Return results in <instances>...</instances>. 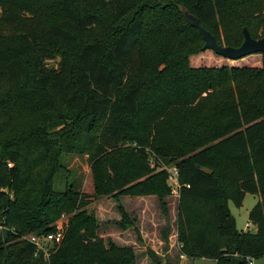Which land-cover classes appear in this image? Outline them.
I'll return each instance as SVG.
<instances>
[{
    "label": "trees",
    "instance_id": "obj_1",
    "mask_svg": "<svg viewBox=\"0 0 264 264\" xmlns=\"http://www.w3.org/2000/svg\"><path fill=\"white\" fill-rule=\"evenodd\" d=\"M181 6L220 45L240 47L245 27L264 36V0H0V264H137L131 247L98 235L89 196L68 179L56 189L70 155H88L96 196L117 200L171 194L160 162L176 165L178 256L264 257V61L193 64L210 50ZM55 50L50 70L43 60ZM246 193L260 198L249 213L255 232L238 231L229 210ZM119 211L122 225L132 222ZM59 220L64 239L48 260L35 256L26 238Z\"/></svg>",
    "mask_w": 264,
    "mask_h": 264
},
{
    "label": "rangeland",
    "instance_id": "obj_2",
    "mask_svg": "<svg viewBox=\"0 0 264 264\" xmlns=\"http://www.w3.org/2000/svg\"><path fill=\"white\" fill-rule=\"evenodd\" d=\"M177 1L170 0L174 4ZM60 59V53L57 50L51 51L43 60V64L47 69H57ZM191 59V62L197 66H220L223 62L222 65H234L211 51L202 52ZM263 61L264 56L255 54L238 61L236 65L261 67ZM216 145L217 141H209L205 146L211 153H215ZM64 164L68 173H63L61 177H58L56 189L64 188L65 180L68 179L76 184L81 194L89 196L88 212L94 214L99 220L98 235L106 245L112 241L119 247H131L136 254L137 264H154L150 252L157 254L163 262L169 261L172 264H178L179 261L182 262L179 264H216L212 259H182L178 256L180 254L177 241L179 199L175 195L151 193L146 196H121L118 200L109 195L96 196L94 172H97V169H94L90 157L70 155L64 159ZM151 168L149 175L157 174L156 176L160 179L158 172L161 169ZM259 199L256 194L246 193L241 207L236 206L232 200L229 201L230 214L235 220L238 231H256V227L249 222V213ZM120 205L132 221L126 225L121 224ZM63 220L69 223L68 216ZM67 229L68 227H65V233ZM253 264H264V257L253 260Z\"/></svg>",
    "mask_w": 264,
    "mask_h": 264
},
{
    "label": "water",
    "instance_id": "obj_3",
    "mask_svg": "<svg viewBox=\"0 0 264 264\" xmlns=\"http://www.w3.org/2000/svg\"><path fill=\"white\" fill-rule=\"evenodd\" d=\"M180 13L186 20V22L193 28L197 29L202 36L205 44L203 49L213 51L216 55L226 58L228 60L238 61L243 58L249 57L254 54L264 55V36L260 39H254L249 30L245 27L243 29L244 42L240 47H227L220 45L216 38L203 26L198 17L189 12V10L181 6ZM202 172L206 174H212V171L208 169H202Z\"/></svg>",
    "mask_w": 264,
    "mask_h": 264
},
{
    "label": "built area",
    "instance_id": "obj_4",
    "mask_svg": "<svg viewBox=\"0 0 264 264\" xmlns=\"http://www.w3.org/2000/svg\"><path fill=\"white\" fill-rule=\"evenodd\" d=\"M161 170H164L168 174V186L171 190V194L175 195L179 198V193L182 188V184L180 182V171L176 165H168L164 162H160ZM151 166L155 167V160L151 161ZM5 229L4 225L0 223V236L2 231ZM65 236V228L63 221H60L56 224L55 232L50 234H32L28 236L26 239L32 243L36 247V255L39 256L41 253L43 254L45 260H48L50 257V249L54 246L55 243H60ZM252 264V263H250Z\"/></svg>",
    "mask_w": 264,
    "mask_h": 264
},
{
    "label": "crops",
    "instance_id": "obj_5",
    "mask_svg": "<svg viewBox=\"0 0 264 264\" xmlns=\"http://www.w3.org/2000/svg\"><path fill=\"white\" fill-rule=\"evenodd\" d=\"M145 236V235H144ZM182 259H184V258H186V257H181ZM180 263H182V262H180ZM253 264V263H252Z\"/></svg>",
    "mask_w": 264,
    "mask_h": 264
}]
</instances>
